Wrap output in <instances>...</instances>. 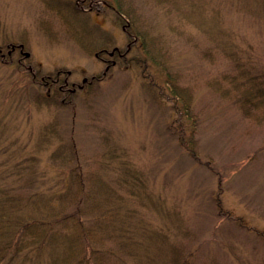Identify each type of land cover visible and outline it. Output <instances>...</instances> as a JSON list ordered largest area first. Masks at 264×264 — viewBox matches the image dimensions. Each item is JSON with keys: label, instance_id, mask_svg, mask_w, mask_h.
I'll return each instance as SVG.
<instances>
[{"label": "rangeland", "instance_id": "1", "mask_svg": "<svg viewBox=\"0 0 264 264\" xmlns=\"http://www.w3.org/2000/svg\"><path fill=\"white\" fill-rule=\"evenodd\" d=\"M253 76L264 0H0V264H264Z\"/></svg>", "mask_w": 264, "mask_h": 264}, {"label": "trees", "instance_id": "2", "mask_svg": "<svg viewBox=\"0 0 264 264\" xmlns=\"http://www.w3.org/2000/svg\"><path fill=\"white\" fill-rule=\"evenodd\" d=\"M237 65L240 66V64H237ZM242 72L244 73L245 71L242 70ZM227 77H228V75L224 76L223 78H227ZM241 95H242V100L240 101V106L243 107V111L248 116L255 117L257 115L256 109L251 108L252 106L257 107L261 104V105H263V110H264V80H262V81L257 80V76H253V77H249L246 82H241ZM54 96H55V94H54ZM247 104L249 105V107H247ZM260 115L263 117L264 112H262V114H260ZM181 130H182V128H181ZM181 133H183V132L181 131ZM181 140H182V137H181ZM182 144H183V142H182ZM190 153L194 157H197L195 150L190 149ZM78 182H79V179H78ZM81 182H83L82 179H81ZM1 193H2V191H1ZM9 195L10 194L8 192L2 193V195H0V201H1L0 204L5 205V204H8L9 202L12 203L13 199ZM11 203L9 204L10 206H11ZM20 206H21V204H20ZM18 211L12 212V210H11V214H10V212H9V214H8V212H6L5 215H4L3 211L1 212V219L4 217L3 223L7 222V225H5L3 227L1 225V227H0V262H3L5 257L9 258L11 260L12 256L7 257L8 249L12 248L13 247L12 245L18 243V241H20L21 237H24L25 235H27L36 226L35 224L31 223V221L28 220L27 217H25L23 215L26 219V220H24L22 218V216H20L21 214H19ZM74 212H75V209L70 210L69 212H61L57 216L55 215L54 220L56 222H59L61 220H65L67 218H72L73 217L72 215L74 214ZM37 220L40 221L41 218H37ZM67 220H69V219H67ZM78 223L81 224L80 221H78ZM81 230L86 235L85 229L83 230V228H82ZM34 235H36V234H34ZM83 238H84L85 245H84L83 250L80 248L79 255L77 254V258L79 260L85 259V261L87 262L89 257L87 256V254L85 255V252H89L91 250V247H94L92 250L98 249V244H96L94 242H93V244L92 243L89 244L90 239L88 237L85 238V236ZM33 241H36V239ZM14 250H17V247L14 246ZM16 255L20 256L18 253ZM21 257L25 258L24 255H21ZM82 257H85V258H82ZM90 263H91V260L89 259L87 264H90Z\"/></svg>", "mask_w": 264, "mask_h": 264}, {"label": "flooded vegetation", "instance_id": "3", "mask_svg": "<svg viewBox=\"0 0 264 264\" xmlns=\"http://www.w3.org/2000/svg\"><path fill=\"white\" fill-rule=\"evenodd\" d=\"M9 46V49L7 50V52H8V54H10L11 53V51L17 46V47H19V49H20V51L22 52V53H24V51H23V47H21L20 45H19V43L18 44H10V45H8ZM13 46V47H12ZM130 46V43H128V46L127 47H129ZM115 51H117L118 52V49L116 48V49H114L113 51H111V53L110 54H113ZM119 53V52H118ZM119 54H122V53H119ZM95 55H98V52H96L95 53ZM1 56H2V54H1ZM102 58V57H101ZM111 62L113 63L114 62V60H111ZM109 62H106V66H105V68H108V66H109ZM92 78H94V77H92ZM64 80V85H66L67 84V79H63ZM87 80V79H86ZM86 80H84V81H86ZM52 82H55V81H57V78H55V79H52L51 80ZM48 81H46V83H47ZM72 85H74L73 84V82H72ZM82 84H78V86H81ZM59 89H61V90H63L64 88H63V85H60L59 84ZM72 89H74V87L72 88Z\"/></svg>", "mask_w": 264, "mask_h": 264}, {"label": "water", "instance_id": "4", "mask_svg": "<svg viewBox=\"0 0 264 264\" xmlns=\"http://www.w3.org/2000/svg\"><path fill=\"white\" fill-rule=\"evenodd\" d=\"M24 53H25V55H28V52H27V51H25ZM85 79H86V78L84 77L83 80H85Z\"/></svg>", "mask_w": 264, "mask_h": 264}]
</instances>
